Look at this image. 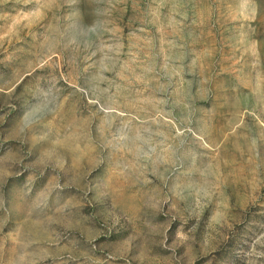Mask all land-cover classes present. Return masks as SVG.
Instances as JSON below:
<instances>
[{
	"label": "rangeland",
	"instance_id": "rangeland-1",
	"mask_svg": "<svg viewBox=\"0 0 264 264\" xmlns=\"http://www.w3.org/2000/svg\"><path fill=\"white\" fill-rule=\"evenodd\" d=\"M0 264H264V0H0Z\"/></svg>",
	"mask_w": 264,
	"mask_h": 264
}]
</instances>
